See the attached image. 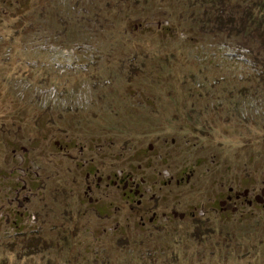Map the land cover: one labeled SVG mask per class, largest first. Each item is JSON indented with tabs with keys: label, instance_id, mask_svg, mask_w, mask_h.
Returning a JSON list of instances; mask_svg holds the SVG:
<instances>
[{
	"label": "rangeland",
	"instance_id": "1",
	"mask_svg": "<svg viewBox=\"0 0 264 264\" xmlns=\"http://www.w3.org/2000/svg\"><path fill=\"white\" fill-rule=\"evenodd\" d=\"M263 17L0 0V264H264Z\"/></svg>",
	"mask_w": 264,
	"mask_h": 264
},
{
	"label": "flooded vegetation",
	"instance_id": "2",
	"mask_svg": "<svg viewBox=\"0 0 264 264\" xmlns=\"http://www.w3.org/2000/svg\"><path fill=\"white\" fill-rule=\"evenodd\" d=\"M130 185V184H129ZM126 187H128V183H127V186ZM130 187V186H129ZM140 185L138 184V186H137V188L136 189H131L130 188V192L129 193H133L134 195H140V192H141V190H140ZM241 196V197H240ZM231 199H232V196L230 197ZM238 198H242V195H239L238 196ZM175 215L177 216L178 215V212H175ZM152 220V219H151Z\"/></svg>",
	"mask_w": 264,
	"mask_h": 264
},
{
	"label": "trees",
	"instance_id": "3",
	"mask_svg": "<svg viewBox=\"0 0 264 264\" xmlns=\"http://www.w3.org/2000/svg\"><path fill=\"white\" fill-rule=\"evenodd\" d=\"M251 20H255V21H257L256 20V18H255V16L254 17H252V19ZM262 22H264V17H263V19H262Z\"/></svg>",
	"mask_w": 264,
	"mask_h": 264
},
{
	"label": "water",
	"instance_id": "4",
	"mask_svg": "<svg viewBox=\"0 0 264 264\" xmlns=\"http://www.w3.org/2000/svg\"><path fill=\"white\" fill-rule=\"evenodd\" d=\"M247 193H248V191H247ZM182 217H184V215H181Z\"/></svg>",
	"mask_w": 264,
	"mask_h": 264
}]
</instances>
